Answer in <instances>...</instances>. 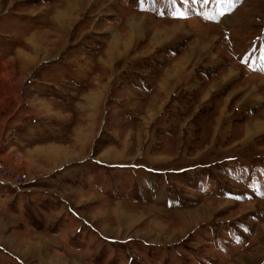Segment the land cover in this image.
<instances>
[{
	"label": "rangeland",
	"instance_id": "obj_1",
	"mask_svg": "<svg viewBox=\"0 0 264 264\" xmlns=\"http://www.w3.org/2000/svg\"><path fill=\"white\" fill-rule=\"evenodd\" d=\"M7 72L0 264H264V0H0Z\"/></svg>",
	"mask_w": 264,
	"mask_h": 264
},
{
	"label": "crops",
	"instance_id": "obj_2",
	"mask_svg": "<svg viewBox=\"0 0 264 264\" xmlns=\"http://www.w3.org/2000/svg\"><path fill=\"white\" fill-rule=\"evenodd\" d=\"M10 65L11 64H9V66ZM3 66L7 67V65H3V63H2V68H3ZM12 75L13 74H11L10 72L2 73L0 75V105L2 103V105L0 106V112H1V108H3L2 111H4L3 112L4 115H8L9 114L8 111H11V113H13L15 111V110L13 111V110L8 109V104H9V102H11V98L14 95L12 88L19 81V79L13 78ZM14 89H15V86H14ZM14 101L15 100H13V102H11V103H14ZM32 101H36V100H32ZM12 106H13V104L11 105V107ZM35 111H36V114H38L39 107H37V109H35ZM42 112H44V110ZM28 114L31 115V112H28ZM10 115H9V117H10ZM25 125L26 124H22V126H20L19 128H24ZM19 128H16V129L18 130Z\"/></svg>",
	"mask_w": 264,
	"mask_h": 264
},
{
	"label": "built area",
	"instance_id": "obj_3",
	"mask_svg": "<svg viewBox=\"0 0 264 264\" xmlns=\"http://www.w3.org/2000/svg\"><path fill=\"white\" fill-rule=\"evenodd\" d=\"M10 174H13V172L5 170L4 167L2 165H0V179L1 180H3V177L10 176ZM17 178H19L18 179L19 182H17V179H15L14 177H10V180H8V181H10L9 182L10 184L19 185V183L22 182L25 177L23 175L22 176L19 175V176H17Z\"/></svg>",
	"mask_w": 264,
	"mask_h": 264
},
{
	"label": "snow or ice",
	"instance_id": "obj_4",
	"mask_svg": "<svg viewBox=\"0 0 264 264\" xmlns=\"http://www.w3.org/2000/svg\"><path fill=\"white\" fill-rule=\"evenodd\" d=\"M222 14H223V13H222ZM174 17H175V18H185L184 13L179 12V10H177V12L174 13ZM205 18L208 19L209 17H205Z\"/></svg>",
	"mask_w": 264,
	"mask_h": 264
},
{
	"label": "bare ground",
	"instance_id": "obj_5",
	"mask_svg": "<svg viewBox=\"0 0 264 264\" xmlns=\"http://www.w3.org/2000/svg\"><path fill=\"white\" fill-rule=\"evenodd\" d=\"M133 25V24H132Z\"/></svg>",
	"mask_w": 264,
	"mask_h": 264
}]
</instances>
